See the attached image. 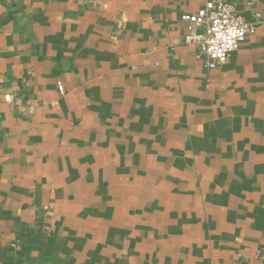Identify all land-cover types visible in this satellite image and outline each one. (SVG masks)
<instances>
[{
	"label": "crops",
	"instance_id": "crops-1",
	"mask_svg": "<svg viewBox=\"0 0 264 264\" xmlns=\"http://www.w3.org/2000/svg\"><path fill=\"white\" fill-rule=\"evenodd\" d=\"M0 84V264H264V0H0Z\"/></svg>",
	"mask_w": 264,
	"mask_h": 264
},
{
	"label": "built area",
	"instance_id": "built-area-1",
	"mask_svg": "<svg viewBox=\"0 0 264 264\" xmlns=\"http://www.w3.org/2000/svg\"><path fill=\"white\" fill-rule=\"evenodd\" d=\"M182 20L187 25L185 44L193 46L196 57L205 61L211 70L227 64L247 36L255 33L257 26L256 22H246L242 18L236 5L222 1H209L196 14L183 15ZM4 99L9 103L12 96L5 95ZM259 257L264 258V249Z\"/></svg>",
	"mask_w": 264,
	"mask_h": 264
}]
</instances>
